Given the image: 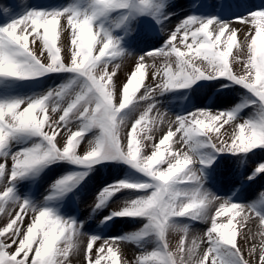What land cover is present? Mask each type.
Here are the masks:
<instances>
[{
  "label": "snow or ice",
  "instance_id": "1",
  "mask_svg": "<svg viewBox=\"0 0 264 264\" xmlns=\"http://www.w3.org/2000/svg\"><path fill=\"white\" fill-rule=\"evenodd\" d=\"M156 7L155 0H91L87 9L77 6L56 11L32 9L15 21L0 26V78L24 80L53 72L73 74L66 83L27 102L0 100V156H4L5 161L0 163V180L3 181L0 184L3 185L0 188V212H5L9 204L19 207V211L0 228V264H67L70 253L78 247L79 225L57 216L51 209H35L27 201L14 197L13 184L18 178L57 160L89 168L103 161L118 160L148 177L147 181L139 183L118 181L101 190L96 207L102 206L117 191L130 189L144 193L126 201L119 210L112 211L105 217V222L115 217H129L146 218L147 223L143 230L131 236H90L85 252L88 264H120L119 248L114 245L119 241H139L148 235H154L158 244L151 252L140 255L136 264H186V257L187 264H249L237 244L241 234L239 227L243 226L241 222L247 220L246 216H242L245 205L225 200L215 215L209 217L208 206L218 198L201 189L200 175L193 165L197 162L195 153L202 147L231 154H247L264 148V9L249 11L247 15L233 19L237 23L251 25L245 36L247 58L244 60L239 56L233 57L234 48L241 47L238 30L230 28L228 21L217 17L186 16L161 48L146 53L148 56L175 57L174 68L165 64L156 72V75L162 72L161 82L156 85L161 93L186 89L203 79L226 78L243 86L257 98L260 102L258 118L237 123L233 111L212 114L199 109L176 117L178 127L175 132L169 129L153 145L151 154L144 155L142 140H152L153 137L147 133L141 135L137 126H141L142 131H151L155 121L150 113L155 104H148L132 124L126 136V148L120 136V125L126 118L120 114L132 110L138 100L152 99L151 93L156 90L146 88L145 94L137 97L145 79V56L139 57L140 62L120 90L119 102H114L116 90L112 80L115 72H109L108 65L122 52L118 40L95 22L116 10L145 14L153 12ZM62 19L66 20V25L61 24ZM214 24L219 26L218 32L210 30ZM62 30L70 32V63L64 62L58 46ZM178 37L184 50L175 44ZM37 42L39 55L30 47ZM230 57L241 63L243 74L237 75L233 71ZM197 59L203 66L194 62ZM97 69H102V75H96ZM68 97L71 98L65 104ZM49 109L53 113H61L57 121L50 120ZM74 121L78 122V127L73 132L68 125ZM230 122L235 123L231 142L221 140L218 147L209 133L214 131L219 137L221 128ZM45 128L51 131H45ZM94 128L99 130V134L89 142L90 147L85 153L78 155V146ZM63 131H68L69 135L61 149L57 147L56 137ZM176 133L181 134L180 142L188 146V151L173 149ZM19 136L39 137L40 142L8 157L5 148ZM9 158L10 168L6 163ZM211 162L198 161L201 165ZM255 174H264V164L255 168ZM79 178L77 174L63 177L57 181L56 188L66 190L71 182ZM258 206L264 207V193L258 201L247 205L264 228V212L259 211ZM29 211L33 216L25 230L23 225ZM222 216L230 218L227 222L218 221L217 218ZM235 217L241 219L234 223ZM176 218L192 221L210 218V227L205 234L207 248L201 255H197V238H193L190 244L182 238L177 252L169 250L166 239L169 230L180 229L185 237L188 233V226L184 225L181 229ZM261 235L264 236V232ZM98 239L103 243L93 252ZM13 245L14 251H9ZM260 264H264V244L260 248Z\"/></svg>",
  "mask_w": 264,
  "mask_h": 264
},
{
  "label": "rangeland",
  "instance_id": "2",
  "mask_svg": "<svg viewBox=\"0 0 264 264\" xmlns=\"http://www.w3.org/2000/svg\"><path fill=\"white\" fill-rule=\"evenodd\" d=\"M157 7L151 13L129 14L127 10H116L99 18L95 24L102 25L105 31L118 40L119 48L122 52L116 59L108 65L109 72H115L112 83L115 85L116 94L114 102L118 103L120 90L130 78L132 72L137 67L139 57L145 56V79L137 93V97L145 94L146 88L156 89V85L161 82V75H156L158 69H162L165 64L175 67L174 56H148L146 53L153 49L161 48L169 37V34L186 16H197L199 18L217 17L221 21H228L229 27L238 30L239 49L234 48L233 57L239 56L241 60L247 58V35L251 25L237 23L233 21L236 16L247 15L249 11L264 9V0H155ZM91 0H0V26L7 25L22 17L27 11L44 10L56 11L70 6H77L87 9ZM127 17V19H124ZM167 17V19H165ZM62 25H66V20H61ZM213 32H218L219 26L212 25ZM70 32L61 31L58 46L61 48V57L65 63H70L71 44ZM177 47L182 50L179 37L175 41ZM30 47L39 55V42ZM99 47V45L97 46ZM94 54H98L94 52ZM231 66L237 75L243 74L241 63L230 57ZM202 65L199 59L194 61ZM154 66V67H153ZM73 74L53 72L34 79L14 80L0 78V100L19 99L27 102L30 99L38 98L47 94L50 90L66 83ZM96 75H102V69H97ZM152 99L138 100L132 110H125L120 115L126 120L120 125V136L122 145L126 148L127 133L131 129L135 120L146 110L148 104L154 103L155 108L150 116L155 121L151 125V131L141 130L137 126L138 132L143 135L147 133L153 137L152 140H142L143 154L150 155L153 145L159 141L169 129L175 132L178 127L176 117L184 116L188 113L204 109L216 114L219 111H233L236 113L237 123L245 120L258 118L260 114V102L243 86L238 85L226 78L203 79L195 82L186 89H176L160 92L156 89L151 93ZM65 99V104L67 100ZM255 101V103H252ZM63 106V105H62ZM24 106L22 105V108ZM60 112L53 113L51 109L48 116L52 122L59 119ZM78 122L68 125L71 131H76ZM235 123L230 122L221 128L219 137L213 131L209 133L213 143L220 146L221 140L231 142V134ZM45 131H51L45 128ZM99 134L98 129L90 130L85 139L77 148V154L83 155L90 147L89 142L93 141ZM68 131L61 132L56 137L57 147L63 148L68 138ZM180 133H176L173 140V149L176 151H188V146L180 142ZM139 138V137H138ZM40 142L39 137L19 136L13 138L5 148V154L10 157L21 149L30 147ZM4 156H0V163H3ZM194 159L197 162L193 165L200 175V187L218 199L213 200L208 206L209 217L215 215L220 204L225 200L245 205L242 216H246V222L242 221L237 244L244 258L249 264H260V248L264 244V228L260 225L259 218L255 212L249 210L247 205L255 203L264 193V174H255V168L264 164V148H257L247 154H231L228 152L218 153L210 147L197 149ZM200 159L211 160L207 165L198 163ZM11 167V159L6 162ZM165 168L167 165H163ZM77 174L79 179L71 182L66 190H57L56 183L61 178L68 175ZM249 177H254L249 179ZM148 177L132 168L122 161H103L92 167L75 165L67 160H57L35 169L25 176L18 178L14 184V197L19 201H27L35 209H51L57 216L70 220L79 225L77 237L78 247L69 256L67 264H88L85 258L87 242L90 236L101 238L131 236L143 230L147 223L146 218L115 217L105 222V217L112 211L122 208L126 201L144 195L143 192L124 189L117 191L106 202L96 207V202L101 190L106 186L113 185L118 181L133 183L145 182ZM0 184L3 181L0 180ZM3 185H0L2 188ZM258 210L264 212V207ZM19 211L16 204L6 206L5 212H0V228H3L9 219ZM11 214V215H10ZM33 213L29 211L25 216L24 229L31 222ZM229 216L218 217V221L227 222ZM180 228L188 226V233L182 230H169L166 239L170 251L177 252L181 239H185L190 244L193 238L199 242L201 255L207 248L206 231L210 227L208 220L192 221L187 218H176ZM240 217L234 218L240 220ZM202 241V242H200ZM103 240H97L95 248L99 247ZM158 244L154 235H148L139 241H119L114 247L119 248L120 264H136L137 258L145 253L151 252ZM15 245L9 251H14ZM255 249V251H253ZM31 256V254H30ZM187 264V257H186Z\"/></svg>",
  "mask_w": 264,
  "mask_h": 264
}]
</instances>
